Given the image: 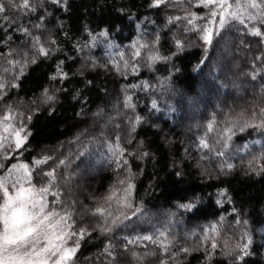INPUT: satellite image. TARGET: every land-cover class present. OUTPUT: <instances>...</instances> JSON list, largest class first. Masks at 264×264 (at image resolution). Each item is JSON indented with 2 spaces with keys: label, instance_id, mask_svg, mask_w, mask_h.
I'll return each instance as SVG.
<instances>
[{
  "label": "trees",
  "instance_id": "16d2710c",
  "mask_svg": "<svg viewBox=\"0 0 264 264\" xmlns=\"http://www.w3.org/2000/svg\"><path fill=\"white\" fill-rule=\"evenodd\" d=\"M20 2L0 0V118L11 109L29 135L0 151V177L27 163L41 186L55 169L62 195L50 207L85 232L69 240L80 245L73 264H264V128L247 127L264 119V38L251 34L264 33V8L235 0L244 23L220 28L201 0ZM129 184L127 201L106 199Z\"/></svg>",
  "mask_w": 264,
  "mask_h": 264
},
{
  "label": "snow or ice",
  "instance_id": "6c2138e0",
  "mask_svg": "<svg viewBox=\"0 0 264 264\" xmlns=\"http://www.w3.org/2000/svg\"><path fill=\"white\" fill-rule=\"evenodd\" d=\"M53 3H59L60 0H52ZM166 0H154L153 6L159 7ZM235 0H201V4L205 8H213L211 11V16L214 18L219 15L221 19L219 20L220 28H223L227 19L231 17L232 19L239 20L240 23L244 21L240 18L239 13L243 11L241 5H235V11H233ZM20 9L33 10L30 0H21L18 5ZM248 8L251 9H262L264 8V0L258 2V0H248ZM6 11L3 3H0V14ZM249 19L255 20L257 16L249 14ZM176 19H180L177 17ZM195 17L189 19V23L194 25ZM261 22L264 23V10L261 12ZM217 21L214 19L210 24L204 29L203 39L206 44H211L213 38V26ZM26 31V30H25ZM218 35L219 32L217 31ZM251 34L257 37L264 38V33L260 31L259 28H254ZM39 51L43 55H48L47 50L43 47L39 48ZM139 55V52L136 53ZM159 57H152V59H158ZM61 79L67 77L66 73L62 70L59 73ZM53 76L52 79H56ZM4 85L0 84V88ZM47 96V92H45ZM2 98V97H0ZM51 100L53 97L48 96ZM131 106V105H129ZM261 116L264 117V111L261 112ZM14 119L11 109L8 113L0 118V126H3V133L7 134L13 138V142L5 144L7 136L0 135V151L4 148H13L19 150L23 147L27 140V135H21L24 132L23 128H16L11 121ZM139 123V120H137ZM212 125H209L211 129ZM247 127H261L264 128V119H261L260 123L255 122L247 123ZM134 130V129H133ZM244 128L241 127L240 131ZM231 137L229 136V139ZM203 147H208L207 143H202ZM120 152L122 154L123 149L118 146L113 150V154ZM223 155V153H219ZM147 155V153H144ZM5 159H9L7 153L4 154ZM264 159V157H261ZM50 158L44 157L42 159L36 160L35 164L37 166L45 164ZM60 163H63L61 161ZM125 163H127L125 161ZM3 165H0L2 168ZM229 169L232 165H228ZM32 169L29 164H13L7 169V175L0 177V264H73L76 252L79 249V240L73 241L72 246L69 245V240L73 236H78L79 239H83L85 232H72V224L69 223L71 220V213L61 212L55 207H50V202L48 196L54 197L53 204L60 203V197L62 193L58 189H54L53 185L56 182V172L55 169L47 172H43L41 175L47 176L49 181L47 184L37 186L33 183ZM260 171H264V165H260ZM120 183H124L121 181ZM134 185L129 184L124 190L125 195L123 198L119 197L118 193L114 190L111 195L106 197V199L111 202L116 200L119 204L121 199L127 201L128 196L131 194V190ZM126 207H131L130 203L125 204ZM185 207L191 208L192 205H185ZM106 209L103 207L97 208L94 214H99L104 216ZM115 223V220H113ZM213 232L219 234L217 229L214 227ZM164 236V233H160ZM137 239H143L150 241L152 243H157L159 246L167 251L169 245L163 243L162 241L153 240L151 236L138 237ZM129 244L134 243V241L129 240ZM225 248L228 247V241H224ZM218 247L215 239L211 244V248L215 250ZM240 251L247 255V245H238ZM107 250V249H106ZM183 251L187 252L188 249L185 248ZM109 255L112 253L109 251ZM243 259V256L239 257Z\"/></svg>",
  "mask_w": 264,
  "mask_h": 264
},
{
  "label": "rangeland",
  "instance_id": "374dc122",
  "mask_svg": "<svg viewBox=\"0 0 264 264\" xmlns=\"http://www.w3.org/2000/svg\"><path fill=\"white\" fill-rule=\"evenodd\" d=\"M108 125H110V124H108ZM183 127H185V126H183ZM3 130V129H2ZM83 170V169H82ZM82 170L80 171V173L82 172ZM76 188L75 189H78V186H75Z\"/></svg>",
  "mask_w": 264,
  "mask_h": 264
}]
</instances>
